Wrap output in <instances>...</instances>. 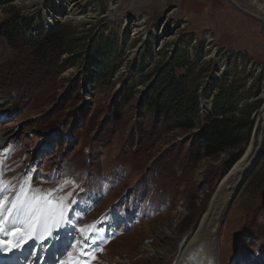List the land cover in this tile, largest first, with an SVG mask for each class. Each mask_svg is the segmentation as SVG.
<instances>
[{
	"label": "rangeland",
	"instance_id": "obj_1",
	"mask_svg": "<svg viewBox=\"0 0 264 264\" xmlns=\"http://www.w3.org/2000/svg\"><path fill=\"white\" fill-rule=\"evenodd\" d=\"M17 1L0 0V26L13 22L9 27L13 30L18 19L20 32L12 42L0 35L4 181L12 178L11 184L18 187L30 176L32 189L40 194L63 187L57 200L67 196V204L77 201L71 223L76 229L85 227L81 235L76 234L77 241L94 233L107 244L89 264H121L118 257L131 264H176L235 165L229 162L240 148L239 160L251 146L248 164L259 160L218 227L217 264H264L260 24L236 11L228 0H120L117 10H111V0H82V14L89 15L83 23L53 25L66 44L77 47L60 58L42 56L30 46L50 32L45 25L48 15L54 14L56 0L33 8L20 7ZM235 1L264 19V0ZM136 17L145 24V32L137 36L132 33ZM164 20L167 26L159 30ZM32 22L29 29L27 23ZM109 38L119 42V53L112 59L113 79L95 82L83 74L84 44ZM172 53L179 54L177 64L182 65L175 67V77L186 76L190 90L199 89L195 96L201 112L231 94L240 106L256 103L251 111L253 126L242 147L196 162L191 150L199 130L184 131L175 121L157 119L149 109L139 110L140 92ZM218 82L225 84L224 91L215 87ZM124 83L136 93L127 104H117ZM257 90L260 93L254 97ZM84 248L75 243L69 254L74 252L77 260Z\"/></svg>",
	"mask_w": 264,
	"mask_h": 264
},
{
	"label": "trees",
	"instance_id": "obj_2",
	"mask_svg": "<svg viewBox=\"0 0 264 264\" xmlns=\"http://www.w3.org/2000/svg\"><path fill=\"white\" fill-rule=\"evenodd\" d=\"M23 19L22 17L21 20ZM25 21L29 22L26 19ZM6 24L5 22L0 26V35L10 42L15 38H20V32L17 30L18 19L14 21L16 28L13 30L9 28L12 27L13 22L9 26ZM27 24L29 29L34 26L33 22ZM55 30L53 27L51 30H47L50 31L49 33H43L41 36L38 34L39 37L33 40L30 45L31 49L42 56L55 54L61 58L65 52L72 54L77 47L66 44L65 38ZM105 42H97L92 45L84 44L86 60L83 64V74L94 79L95 82L112 80V74L115 72L112 59L115 58L116 53H119L117 52L119 42L112 38ZM84 49L82 50L84 51ZM178 55V53H172L171 58L161 67L153 82L143 92H140L139 110L143 112L145 109H149L157 119L166 118L168 121H175L177 127L184 131L194 128L199 130L193 139L191 150L196 162L203 156H219L230 147H242L247 132L249 134L253 126L251 111L255 109L256 103L248 105L245 102L240 106L238 100L231 94L224 101L217 100L213 104V109L201 112L198 98L195 96L196 93L199 94V89L197 91L190 90L186 76L175 77V67H182L177 64ZM219 83L215 87L224 91L225 84ZM135 93L136 90L131 89L129 83L120 85L117 104L120 101L124 105L127 104L134 98ZM259 93L257 90L254 97H258ZM116 113H118V108ZM240 150L229 162L230 165L239 160L242 155Z\"/></svg>",
	"mask_w": 264,
	"mask_h": 264
},
{
	"label": "bare ground",
	"instance_id": "obj_3",
	"mask_svg": "<svg viewBox=\"0 0 264 264\" xmlns=\"http://www.w3.org/2000/svg\"><path fill=\"white\" fill-rule=\"evenodd\" d=\"M44 1L45 0H18L17 3L20 7L24 6L26 8H33L37 7L38 5H42ZM234 2L236 1L234 0ZM110 3L111 10H117L120 0H111ZM261 10H263L262 12L264 13V5L261 6ZM88 16L82 14V0H56V9L54 14L48 15L49 18L47 19L45 26L47 30H50L53 28L55 22L71 21L74 23H83V21L86 20ZM167 23V20H164L161 23L159 30L166 28ZM144 25V19L137 17L134 18L132 22L133 35L137 36L142 32H145ZM161 38L163 41L165 39L164 35ZM250 158L251 146L247 148L246 154L234 165V168L231 170L232 173L229 172V174H227L223 179L222 184L210 202L206 213L202 217L197 234L185 248L183 256L176 264H195L197 261L199 264H217V259L219 256L216 239L218 235L217 230L226 213L225 211L228 205L235 199L239 190L242 188L247 178L252 173L251 167L253 166V163L252 165L248 164ZM9 181H13L12 178H6L5 182ZM81 228L85 230L84 225H80L77 229L78 231H76L78 236L83 233L79 230ZM62 229L63 226L61 227V230ZM8 237L9 239H12L10 235ZM31 238L26 237V242H29ZM73 255L76 254L71 252L67 257H65L63 263L73 264V262L76 261ZM118 262L121 264H131L130 262L128 263L127 261L123 260L121 257H118Z\"/></svg>",
	"mask_w": 264,
	"mask_h": 264
},
{
	"label": "snow or ice",
	"instance_id": "obj_4",
	"mask_svg": "<svg viewBox=\"0 0 264 264\" xmlns=\"http://www.w3.org/2000/svg\"><path fill=\"white\" fill-rule=\"evenodd\" d=\"M3 176V170H0V253L19 248L25 238H31L33 234L36 236L50 234L55 241L59 239L62 226L76 230L71 221L72 212L75 211L73 206L77 205V201L73 200L69 205L67 196L57 200L63 187L49 189L40 194L39 189H32L30 176L26 175L18 187L12 185L10 181L5 182ZM6 222L11 227H7ZM91 227L97 230L95 225ZM79 230L84 232L83 228ZM9 235L13 238L8 239ZM77 243L87 246L94 243V239L92 235L83 236Z\"/></svg>",
	"mask_w": 264,
	"mask_h": 264
},
{
	"label": "water",
	"instance_id": "obj_5",
	"mask_svg": "<svg viewBox=\"0 0 264 264\" xmlns=\"http://www.w3.org/2000/svg\"><path fill=\"white\" fill-rule=\"evenodd\" d=\"M230 5L238 12H240L241 14H244L250 18H252L253 20L257 21L260 24V32L261 34L264 36V19L263 17L261 18L260 16L249 12L247 10H245L244 8H241L236 2H234V0H228ZM259 158L257 159H253V166L251 167V170H253L254 166L256 165V163L258 162ZM236 164V163H235ZM234 168V165L228 170V173H232L231 170ZM230 177V176H229ZM239 194V192H238Z\"/></svg>",
	"mask_w": 264,
	"mask_h": 264
}]
</instances>
